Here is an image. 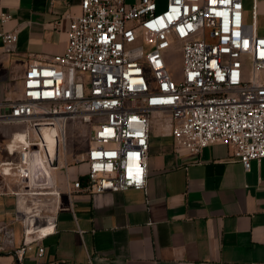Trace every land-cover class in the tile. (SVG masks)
Masks as SVG:
<instances>
[{
	"label": "built area",
	"instance_id": "built-area-1",
	"mask_svg": "<svg viewBox=\"0 0 264 264\" xmlns=\"http://www.w3.org/2000/svg\"><path fill=\"white\" fill-rule=\"evenodd\" d=\"M252 16L248 23L244 0H81L64 51L33 58L22 95L0 100V121L22 125L0 143L6 151L0 156V193L10 181L17 184L11 188L15 216L0 224V237L13 240L15 224H21L22 241L13 248L21 262L34 245L42 255L43 239L57 232L62 191L35 173L32 159L44 156L51 170L69 165L61 145L70 118L90 124V145L74 161L87 169L69 174V192L146 191L156 110L169 117L178 147L200 153L222 141L246 168L264 158V34L258 33L257 0ZM10 17L0 14L3 22ZM1 34L11 50L17 33ZM178 41L180 78L172 76L168 61Z\"/></svg>",
	"mask_w": 264,
	"mask_h": 264
},
{
	"label": "crops",
	"instance_id": "crops-1",
	"mask_svg": "<svg viewBox=\"0 0 264 264\" xmlns=\"http://www.w3.org/2000/svg\"><path fill=\"white\" fill-rule=\"evenodd\" d=\"M253 4L247 0L245 6L248 23ZM257 10L258 28L264 0H257ZM2 11L11 17L0 18V100H12L22 95L33 58L64 51L81 0H0ZM4 31L18 35L11 50ZM151 123L146 191L69 192V174L85 171L87 163L62 164L49 177L62 193L57 232L43 239L44 253L34 245L23 262L18 259L13 251L22 241L18 222L13 240L0 237V264H264V158L246 168L222 141L193 153L175 144L164 111H154ZM21 126L0 121V143ZM5 153L0 149V156ZM40 168L36 173L43 178ZM8 188H1L0 224L15 216L11 188L17 184L10 181Z\"/></svg>",
	"mask_w": 264,
	"mask_h": 264
},
{
	"label": "rangeland",
	"instance_id": "rangeland-1",
	"mask_svg": "<svg viewBox=\"0 0 264 264\" xmlns=\"http://www.w3.org/2000/svg\"><path fill=\"white\" fill-rule=\"evenodd\" d=\"M132 1V0H127ZM163 3V2H162ZM247 7V0H245ZM258 33L264 34V16H260L258 21ZM209 41L215 40L209 33L207 34ZM182 41H178L171 49L169 54V69L172 76L180 78L182 75V54H181ZM246 70L249 71V65H246ZM90 124L83 122L80 118H70L67 123V143L61 145V150L67 154V160L74 162L76 158L87 154L90 145L89 141ZM46 135L51 139V132L47 131ZM53 142V141H51ZM53 149V148H52Z\"/></svg>",
	"mask_w": 264,
	"mask_h": 264
},
{
	"label": "bare ground",
	"instance_id": "bare-ground-1",
	"mask_svg": "<svg viewBox=\"0 0 264 264\" xmlns=\"http://www.w3.org/2000/svg\"><path fill=\"white\" fill-rule=\"evenodd\" d=\"M47 131H49V130H47ZM46 131V132H47ZM50 132V131H49ZM51 134H52V132H51ZM46 135V134H45ZM46 137H47V139H48V141H49V145H50V147H51V149L52 148H54V145H55V139H54V136H53V134H52V138L50 139L47 135H46ZM51 141H53V142H51ZM40 166L41 168H40V170H44V172L46 173V176L47 177H50L51 176V172H52V170L50 169V167H49V165H47V163L44 161V156H42V155H37L35 158H33L32 159V166H33V169H34V171H35V173H36V166ZM37 171H38V168H37ZM40 172V171H39ZM38 174V173H37ZM41 175V174H40ZM44 176V175H43ZM35 180H37V179H35Z\"/></svg>",
	"mask_w": 264,
	"mask_h": 264
},
{
	"label": "water",
	"instance_id": "water-1",
	"mask_svg": "<svg viewBox=\"0 0 264 264\" xmlns=\"http://www.w3.org/2000/svg\"><path fill=\"white\" fill-rule=\"evenodd\" d=\"M53 164L54 165H57L58 164V156L57 155L54 156Z\"/></svg>",
	"mask_w": 264,
	"mask_h": 264
}]
</instances>
